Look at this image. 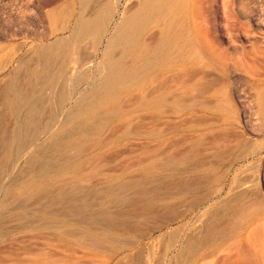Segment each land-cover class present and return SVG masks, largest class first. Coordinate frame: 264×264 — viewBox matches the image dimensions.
Segmentation results:
<instances>
[{
    "label": "bare ground",
    "instance_id": "obj_1",
    "mask_svg": "<svg viewBox=\"0 0 264 264\" xmlns=\"http://www.w3.org/2000/svg\"><path fill=\"white\" fill-rule=\"evenodd\" d=\"M199 1L127 0L104 48L115 6L100 0H76L80 9L71 10L67 26L33 30L36 40L53 41L35 44L27 55L11 58L7 43L0 42V173L10 175L22 161L16 175L0 182V225L5 212H25V202L57 186L60 193H100L95 201L88 195L72 201L84 199L85 207L102 213L132 205L126 194L144 188L138 175L164 185L158 176L178 159L180 167L167 176L172 188L162 189L150 207L120 208V213L103 217L77 207L68 214H50L83 227L78 229L82 241L90 238L95 248L102 244L100 264H151L154 260L146 253L170 238L177 244L179 264H264V196L249 175L253 161L264 158V140L253 142L247 136V131L264 136V67L246 62L247 4L213 0L204 8L215 14L211 20ZM221 9L224 21L219 22ZM90 42L96 46L89 51ZM255 51L264 55L262 47ZM249 75L255 76L253 85ZM234 84L241 87L237 92ZM133 144L139 147L123 156L120 148ZM113 151L134 164L114 173L106 166L104 172L102 163ZM91 162H100L101 169H86ZM95 176L99 181H92ZM202 217L209 221H204L209 223L204 232L197 226ZM174 221L179 225L170 230ZM5 230L0 229L1 244L10 241ZM117 236L127 237H119L117 244ZM95 248L93 255L100 252ZM25 253L27 261L14 264L60 262L41 249L26 248Z\"/></svg>",
    "mask_w": 264,
    "mask_h": 264
},
{
    "label": "rangeland",
    "instance_id": "obj_2",
    "mask_svg": "<svg viewBox=\"0 0 264 264\" xmlns=\"http://www.w3.org/2000/svg\"><path fill=\"white\" fill-rule=\"evenodd\" d=\"M43 1L44 0H0V22H1L0 23V28H1L0 35H2L8 39V40L3 39V41L1 40L0 42L1 43H3V42L7 43L6 49L10 50L8 52H9L11 58L17 53H22L24 55H27L30 53V50H28V51L26 50L27 44L29 46H31V48H29V49H33L34 45L37 44V43H35L36 39L34 38V35L32 34L33 30H36L37 32H41L43 29L48 30V28L50 27L49 28V31H50V30L56 29L57 27L67 26L68 21L70 19L71 10L76 9L78 12L80 9L79 4L76 2V0H53L54 4H55L53 7L48 8L45 11H42V10L36 11V9H38L36 5H41L43 3ZM100 1L102 2V4H104L106 2H112L113 5L115 6L114 15L111 18L112 27L106 33L107 35L105 34L104 42H103V45L101 46V48H104L107 41H108V38L111 35V32L113 31V28L116 25H118L120 22L119 13L127 6L126 5L127 0H100ZM212 1L213 0H200L199 5H198L199 7L203 8L204 14L207 15L208 18L211 20L215 19V14H213L210 11L209 12L204 11V8L210 7V4L212 3ZM233 1L235 2L236 0H233ZM242 1H244L247 4V11L249 10L248 11L249 17L246 20L249 21L248 31H249L250 41L248 43H246L247 49L249 48L248 49L249 50V56L247 57L246 62H248V64L251 67L255 66L256 63H257V65H256L257 67H259L261 65L260 66V70H261L264 67V62L263 63H260V62H262L261 60L264 61V57H263L264 55L259 54V56H258L257 53H259V52H256L255 50H257L258 47H260V48L262 47L264 49V0H242ZM59 17H61V18H59ZM43 18H45V19L42 20ZM223 19H224V11H223V9H221L217 20L219 22H222V21H224ZM16 21H18V22L16 23ZM43 22H46V24ZM65 22H67V23H65ZM3 23L4 24L8 23L6 25L7 27ZM21 23L24 24V27ZM3 26H4V28H3ZM8 27H9V29H8ZM36 28H38V29H36ZM235 30L236 31L234 32V34H235V36L237 35L236 36L237 42L239 41L238 43L240 45L241 44V38H240L241 32L238 28ZM17 35H19V36H17ZM28 37L31 39H28ZM256 40H257V42H256ZM258 40H259V42H258ZM52 41L53 40H51V42ZM90 44H91L90 46H89V44L87 46L89 51H90L89 47H91L93 45H94L93 47L96 46V44H94L92 42H90ZM255 44H258V45H255ZM236 45H238V44L236 43ZM252 45L257 46V47H254ZM93 47H92L91 52L93 50H95V48L93 49ZM251 47H252V49H251ZM252 52L254 53V55L256 53V55L254 56L253 54H251ZM98 59H99L98 57L94 58V60H96V61ZM9 68H10L9 70H12L14 68V65H11ZM261 73L264 76V69H263V72L261 71ZM237 76H236V74L233 75L234 78ZM247 79H249L250 84L252 83L251 85H253L255 83V76L249 75V77H247ZM233 86H234L233 91H235V92H237V90H239V88H241L240 85L234 84ZM251 92H253V91H251ZM249 94H250V92H249ZM247 96H249V95H247ZM248 101H250L249 102L250 105L254 104V102H252V100L248 99ZM239 119L243 123L242 114L241 115L239 114ZM143 120H144V117H143ZM242 126H244V124ZM131 129L134 130L133 127ZM247 132H248L247 136L249 137V141L253 140V142H254L255 140H258V141L264 140V136L253 135L252 133H250V131H247ZM136 146H138V144H133V146L131 145L128 147H125V146L121 147L120 149H121L123 156H125V154H130V152H129V151H131L130 148L132 149V152H133V149H135ZM126 152H128V153H126ZM123 156L121 155L120 157H118L117 153L115 151L107 154V156H106L107 158H105L104 159L105 161L102 163V165L105 164V168H104L105 171L104 172H107V170L110 169V170H108V172L114 173V172H117V170L119 168H120L119 170L121 171V169L127 168V166L129 167V164H131L130 162H132V165L134 164V161H132V159H128L130 161H128V160L126 161L125 157L123 158ZM126 156H128V155H126ZM0 159H1V157H0ZM105 162L108 164H106ZM253 162H254V165L252 163V165L250 166L251 171H249V175H250V178L252 176L251 180L259 183V189L261 190V192L263 193V196H264V158L261 161H258V162L253 161ZM21 163H22V161L18 162V166H17L18 168L21 165ZM97 163H99V164H97ZM97 163L96 162H94V164H93V162L89 163L86 166V169H91L92 166L95 167L96 165L98 166V168L101 169V163L100 162H97ZM132 165H130V166H132ZM256 165H257V167H256ZM106 166L108 168L107 170H106ZM254 166L256 168H253ZM179 167H180L179 160L175 159L173 161L171 167H170V171L168 170L169 172L167 171L164 173H160V175L158 174L159 175L158 177H161V178L157 179V180L161 181L162 179H164L163 182L164 181L166 182V183L164 182V185L162 184V182H161V184L157 183L156 180H153L152 178H150L148 176L138 175V178L137 177L136 178L138 180L141 179V181H143L144 183L146 182V184L143 183L141 185V187H144L143 190L140 187L141 189H139V190H142L141 192L136 190V189H132L126 194L127 198H130L132 200L131 203H132L133 207H131L132 206L131 204H128V205L124 204V205L119 206L117 208L111 209L108 212L110 213L112 211L113 214H118L123 210L124 211H127V210L128 211L129 210L134 211V210L141 209L140 207L146 208V207H150V206L154 205V201H152L151 199L155 198L159 193H161L163 190H165L164 188L166 186H167V188H169V187L172 188V185L170 184V183H172V177H167V176H173V174L175 173L174 171ZM18 168L13 169L12 170L13 172L11 171L13 174H11V172H10L9 173L10 175H6L7 177L9 176L7 179H6V176L3 177L2 173H0V176L2 175L0 178V182L1 183H7L10 180V177H13L14 175H16V171L18 173ZM104 169L102 166V170H104ZM120 171H118V172H120ZM161 175L164 176L165 178L162 177ZM97 178L100 179V176L93 177L92 181L93 180L95 182L99 181V180H95ZM170 178H171V180H170ZM4 179H6V181ZM166 180H168V181H166ZM256 180H258V181H256ZM152 182H153V184H152ZM165 184H167V185H165ZM168 184H170V185H168ZM157 186L161 189L160 190H159V188L157 189L156 188ZM56 190H58V191H56ZM135 192H136V194H135L136 196L134 195ZM149 192L151 193V195ZM152 192H154V193H152ZM97 193H92L93 194V196L91 195L92 198H91V196H89L91 194L90 192L89 193L83 192V194L82 193L81 194H77V193L75 194V192L60 193L59 192V186H57V187H55L54 192L48 193V194L41 196V197H37L39 200L36 198L34 200L25 202L23 204V206L25 207V212L21 211V209H19V208L11 209V211H9V212L7 211V213L5 212L3 214L5 217L3 216V218H2L3 223H2V225H0V229H3V231H4V228H5L6 229L5 232L10 233L11 236L9 239L10 241L8 240L9 242H6L4 244L0 243V260L2 261V262L0 261L1 264H10V263L14 264L18 260H24L25 261V259L28 258V255L25 253V250H26V248L28 249L31 247L41 249L42 251H44L46 253L49 252L50 253V254L48 253L49 255H52L53 257L58 258L57 261L58 262L60 261L58 264H62V261H64V260H70L71 263H73V261H76L78 264H96V263L100 264L101 258H103L102 255L104 254L103 252H101V251H104L102 244L100 245V243H98L99 247L97 246L95 248V245L93 244V240H91L90 238H86L85 236H83V237H85L84 240H86V239H89V240H86L87 242L82 241L83 238L79 239V238H81L82 235L78 234V232H79L78 229L80 230L83 227L78 226V225H74L67 217H64V216L56 217L55 215L50 214V212L68 214L72 211V208L74 210V208L77 207L80 209H78V210L75 209L76 211H79V210L82 211V209L86 208L84 210L86 212V210L88 209L89 213L87 211L85 213L86 215H87V213L88 214L98 213V214L102 215V217H103L104 214L107 215L109 213L108 212L102 213L99 211V209H96V208L94 209V207H89L88 205H87V207H85L86 202L83 203L84 199H82L83 201H81V202L80 201H77V202L72 201L73 199H75L76 197H80L81 195H83L82 196L83 198L84 197L86 198L88 195V198L94 199V201H95L96 198L98 199V197H99V199H100V197L102 196L100 193H99V195ZM139 193H143L142 194L143 197ZM146 194H149L150 197L146 196ZM140 195H141V197H140ZM136 197H138V198H136ZM146 197L149 198L151 201L150 200H149L150 202L147 201L148 199H146ZM47 198H48V200H47ZM132 198H134V199H132ZM71 202L74 204H72ZM69 203H71V204H69ZM160 204H162V203H156V205H160ZM139 205H141V206H139ZM178 205L181 207L180 202H178ZM43 207H44V209H43ZM128 207H130V208H128ZM120 208H121V211H120ZM92 209H94V210H92ZM118 209L120 212L118 211ZM180 210H181V208H179V211ZM198 217L199 216H196L195 220ZM204 219H205V217H202L200 219V221L197 223L198 227H201V225H202V228H200V229L203 232L209 224V223H207V222H209L208 219H205V220ZM204 221H207V222H205L207 224H204ZM117 222H118V220L115 221V224H117ZM172 224L173 225L171 226L170 230H174L179 225L178 221H174ZM205 225H207V226H205ZM22 226H26L27 229H26L25 233L18 234L16 232V230ZM94 226L101 227L103 225H94ZM101 228H103V227H101ZM74 234H77L76 236H79V237H76ZM159 234L160 233H156L155 236H158ZM21 235H22V237H21ZM14 236H15V238L13 239L12 237H14ZM19 237H21V238H19ZM119 237L120 236H117L118 240H117V238L115 239L117 242L120 240ZM122 237H120L121 239H123L121 241H125L124 239L127 236H124V238H122ZM49 239H51V240H49ZM19 240H21V241H19ZM20 242L22 243V245ZM23 242H25V243H23ZM51 242H52V244H51ZM82 242H84V244H81ZM5 244H6V248H5ZM79 244H81V245H79ZM90 244H92L91 246H93L95 249H97L96 252H98V250H100V252H99L100 254L97 253L99 256L97 254H96L97 256L93 255V253H95V252L93 251V247H91ZM117 244H119V242ZM23 245H24V248L22 247ZM85 245H86V247H85ZM176 245L177 244L173 239H171V238L167 239L165 242L158 243L155 247H152L151 253H149V252L146 253V256L149 257L150 260L151 259L154 260V261H152L151 264H159V262H161V264H179V261L176 257V254H177V250L175 248ZM89 246L92 248L91 250L89 249L90 248ZM99 248H103V250L99 249ZM19 249H21V250H19ZM23 249H24V251H23ZM5 252H6V255H4ZM23 255L25 256V258H22ZM4 256L5 257L7 256L8 258H5ZM14 257H15V259H13ZM26 261H27V259H26ZM130 262L132 264H138L136 262L133 263L134 262L133 260H128V261L124 260L123 264H131ZM146 262H147V260H146ZM142 264H149V263L144 262Z\"/></svg>",
    "mask_w": 264,
    "mask_h": 264
},
{
    "label": "crops",
    "instance_id": "obj_3",
    "mask_svg": "<svg viewBox=\"0 0 264 264\" xmlns=\"http://www.w3.org/2000/svg\"><path fill=\"white\" fill-rule=\"evenodd\" d=\"M55 4H54V1L53 0H44L43 3L41 5H36L38 9L37 10H42V11H45L47 10L48 8H51L53 7ZM27 16V15H26ZM28 39H31L28 37ZM52 39H44V40H41V39H37L35 43H41V42H44V43H49L51 42ZM41 41V42H40ZM29 48H31V46H29L27 44L26 46V50H28Z\"/></svg>",
    "mask_w": 264,
    "mask_h": 264
}]
</instances>
